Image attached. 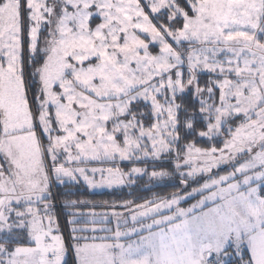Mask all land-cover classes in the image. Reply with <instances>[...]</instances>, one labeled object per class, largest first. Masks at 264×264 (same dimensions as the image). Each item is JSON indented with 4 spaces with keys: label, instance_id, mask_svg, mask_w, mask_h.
I'll return each instance as SVG.
<instances>
[{
    "label": "snow or ice",
    "instance_id": "snow-or-ice-1",
    "mask_svg": "<svg viewBox=\"0 0 264 264\" xmlns=\"http://www.w3.org/2000/svg\"><path fill=\"white\" fill-rule=\"evenodd\" d=\"M0 264H264V0H0Z\"/></svg>",
    "mask_w": 264,
    "mask_h": 264
},
{
    "label": "trees",
    "instance_id": "trees-1",
    "mask_svg": "<svg viewBox=\"0 0 264 264\" xmlns=\"http://www.w3.org/2000/svg\"><path fill=\"white\" fill-rule=\"evenodd\" d=\"M146 180V178H145ZM155 191H164V189H154ZM170 191L171 189H167ZM84 193L80 198L85 199L88 201L93 202L96 207L95 210H106L102 207L103 201L112 202L114 200H122L128 198H134L138 196H150V192H146L143 190V184L141 183L139 187H134L133 189L123 188V189H116V190H109V191H102V192H92V191H85L81 189ZM131 192V196L129 193ZM88 209H92V205H85L81 208V211H87Z\"/></svg>",
    "mask_w": 264,
    "mask_h": 264
},
{
    "label": "crops",
    "instance_id": "crops-1",
    "mask_svg": "<svg viewBox=\"0 0 264 264\" xmlns=\"http://www.w3.org/2000/svg\"><path fill=\"white\" fill-rule=\"evenodd\" d=\"M102 191H109V190H96L95 192H102ZM93 192V191H92ZM91 209H88L87 211H82V212H84V213H88L89 211H90ZM96 212H101V211H105V210H99V211H97V210H95ZM98 235H104V233H98Z\"/></svg>",
    "mask_w": 264,
    "mask_h": 264
}]
</instances>
